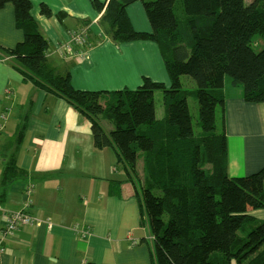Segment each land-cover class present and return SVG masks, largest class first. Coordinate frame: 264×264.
Listing matches in <instances>:
<instances>
[{"label":"trees","instance_id":"obj_1","mask_svg":"<svg viewBox=\"0 0 264 264\" xmlns=\"http://www.w3.org/2000/svg\"><path fill=\"white\" fill-rule=\"evenodd\" d=\"M135 2L143 7L148 33L135 31L129 20L127 8ZM7 4L24 39L5 54L24 82L66 99L88 119L96 149L114 152L115 168L133 185L152 236L151 264H264V220L246 214L264 209V168L228 175L224 118L225 88L240 87L246 103H264V47H252L256 37L264 44V0H91L102 13L101 37L117 45L154 43L169 77V87L142 78L135 89L114 91L74 89L69 76L48 66L50 43L31 15V1L0 0V9ZM39 10L51 17L46 5ZM64 19L74 26L66 38L78 33L83 48H90V20ZM155 91L162 92L160 119ZM189 98L198 107L197 131ZM110 184L109 195L118 196L121 182Z\"/></svg>","mask_w":264,"mask_h":264},{"label":"crops","instance_id":"obj_2","mask_svg":"<svg viewBox=\"0 0 264 264\" xmlns=\"http://www.w3.org/2000/svg\"><path fill=\"white\" fill-rule=\"evenodd\" d=\"M30 1L31 15L50 43L48 66L69 76L74 89H134L142 78L169 87L158 47L147 40L117 45L101 37L102 13L93 10L91 0ZM41 4L51 17L40 13ZM64 14L90 20L92 46L81 48L80 55L59 53L68 29L74 28ZM127 14L135 31L150 32L140 2L131 4ZM23 39L13 6L7 4L0 9V230L6 210H23L41 222L16 230L5 241L0 264H151L152 236L133 185L115 168L111 149L94 147L85 116L66 99L23 81L5 54ZM225 93L227 173L249 176L264 168V103H246L240 87L225 88ZM111 181L121 182L118 196L108 193ZM28 183L34 192L25 206ZM246 214L264 220V209Z\"/></svg>","mask_w":264,"mask_h":264},{"label":"built area","instance_id":"obj_3","mask_svg":"<svg viewBox=\"0 0 264 264\" xmlns=\"http://www.w3.org/2000/svg\"><path fill=\"white\" fill-rule=\"evenodd\" d=\"M85 43V37H81L78 33H69L66 40L62 43L60 48L61 55H80L81 48ZM4 119V118H3ZM2 131V125L0 124V132ZM34 192V185L28 183L24 190L25 206H29L31 203V195ZM3 227L0 230V257L4 252L3 246L5 241L10 238L14 232L20 228L30 227L33 228L40 224V220L23 210L17 211H5Z\"/></svg>","mask_w":264,"mask_h":264},{"label":"rangeland","instance_id":"obj_4","mask_svg":"<svg viewBox=\"0 0 264 264\" xmlns=\"http://www.w3.org/2000/svg\"><path fill=\"white\" fill-rule=\"evenodd\" d=\"M245 1L247 2V1H250V0H245ZM252 47H253V49L255 51H259L260 49H262L264 47V44L260 41V39L258 37H256L255 38V41H254V43L252 45ZM161 83H163V82H161ZM190 84H191V86H187V87L192 88L194 85H193V83L191 81H190L189 85ZM153 102H154L155 116H156L157 119H160L163 116L162 92L161 91H155L154 92ZM188 106H189L190 116H191L192 121H193L192 124L194 125V128L197 131V129L195 127L196 119L198 117V107H197V103L195 101H193L191 98H189L188 99ZM218 112L219 111H217V116H216V118H217V127H218V129H220V125H219V113ZM224 118H225V116H224ZM101 124L104 127V129L106 130V132L110 131L111 128H112L111 125L108 122H106V121H102ZM139 170H141V166H139ZM137 174H139V171L137 172ZM239 233L241 234V232H239Z\"/></svg>","mask_w":264,"mask_h":264}]
</instances>
